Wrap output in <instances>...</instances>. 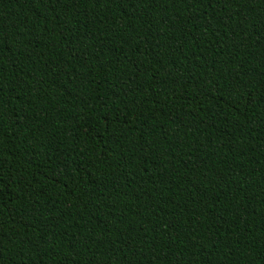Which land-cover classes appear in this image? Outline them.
Segmentation results:
<instances>
[{
  "label": "trees",
  "instance_id": "16d2710c",
  "mask_svg": "<svg viewBox=\"0 0 264 264\" xmlns=\"http://www.w3.org/2000/svg\"><path fill=\"white\" fill-rule=\"evenodd\" d=\"M0 264H264V0H0Z\"/></svg>",
  "mask_w": 264,
  "mask_h": 264
}]
</instances>
